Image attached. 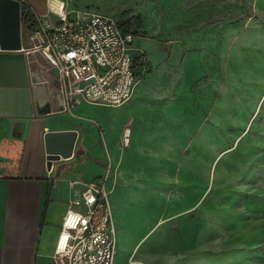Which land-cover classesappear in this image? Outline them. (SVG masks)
<instances>
[{"label": "crops", "instance_id": "0c3cea01", "mask_svg": "<svg viewBox=\"0 0 264 264\" xmlns=\"http://www.w3.org/2000/svg\"><path fill=\"white\" fill-rule=\"evenodd\" d=\"M78 1L86 5L84 9L111 15L126 26L131 25L137 48L133 57L142 53L143 35L130 20L116 15L118 9L103 5L105 0ZM23 5L32 9L38 26L48 10L47 0H0V264H57L56 243L69 200L78 197L83 187L75 182L104 180L110 170H107L109 160L113 172L107 175L105 188L109 191L116 229L114 263L133 264V256L137 255L135 262L150 264L141 254L163 239L166 229L160 221L178 214L185 203L191 202L190 197L207 181L209 171H213L223 154L219 153L221 149L214 152L206 173L204 146L201 151H194L193 162L187 158L195 140L222 129L221 115L215 109L222 98L218 93L219 74L215 72L209 82L197 88L190 83L209 73L221 59L229 72L231 53L226 58L221 48L216 57L207 53L187 55L183 62L186 72L183 90L175 89L161 69L146 77L141 75L131 99L120 106H111L110 113L114 111V116L110 115L104 126L95 125L99 116L89 108L97 103L80 100L71 110L65 109L57 71L34 49L37 43L34 31L23 24ZM229 88L227 82L224 92ZM263 90L264 87L255 106L264 102ZM128 120L133 145L124 148L119 137ZM65 130L78 132L74 154L54 162L50 171L45 133ZM184 139H189L184 146L188 147L185 161ZM171 147L175 149L169 152ZM230 149L233 148L227 150ZM62 162L66 167L56 176V167ZM227 170L230 171L229 167ZM226 179L213 174L212 181L218 184ZM174 185L179 189L172 199L176 193L178 199L174 203L179 208L159 217L155 205L152 206L153 196L157 195L158 187L166 189ZM186 185L194 189L182 191ZM201 218L204 221L201 230L182 224L180 235L174 233L169 249L191 246L204 236L206 227L215 229L226 221L222 214H211L206 209ZM176 225L175 222L172 228ZM199 262L204 260L195 264ZM168 264L180 263L174 260Z\"/></svg>", "mask_w": 264, "mask_h": 264}, {"label": "rangeland", "instance_id": "374dc122", "mask_svg": "<svg viewBox=\"0 0 264 264\" xmlns=\"http://www.w3.org/2000/svg\"><path fill=\"white\" fill-rule=\"evenodd\" d=\"M61 1L65 2L67 10L86 7L78 0ZM103 5L118 9L116 15L130 20V24L143 35V51L140 53L143 76L161 69L175 89L183 90L186 83L183 62L187 55L207 53L216 57L221 48L226 58L231 53L229 72L221 59L209 73L190 83L192 88H197L209 82L215 72L219 74L218 93L222 98L215 109L221 115L222 129L195 140L193 151L187 158L193 162L194 151H201L204 146L206 173L214 152L221 149L219 153L223 154L213 171H209L207 181L190 197L191 202L185 203L178 214L165 216L160 221L166 229L163 239L157 246L143 250L141 258L150 264H168L174 260L180 264H195L201 260L204 263L198 264H264V102L255 106L264 87V0H105ZM235 81L240 83L235 85ZM227 82L231 88L224 92ZM110 107L96 104L89 108L99 116L95 125L104 126L110 115L114 116ZM130 124V120L124 123L119 137L124 148L133 145V138L128 145L124 143V132L131 127ZM188 140H183V148ZM99 145H102L101 139ZM116 145L119 147L118 143ZM229 148L233 149L227 150ZM172 149L175 148L168 151ZM187 151L188 147L184 148L183 161ZM109 163L107 170H110L106 171L104 178L113 172L112 160ZM213 174L227 179L214 183ZM186 186L182 191L194 189L191 185ZM157 189L152 203L157 215L161 217L164 213L176 211L179 207L174 201L178 197L175 193L172 199V195L179 187ZM205 209L211 214H222L225 223L215 229L206 227L204 236L202 234L191 246L169 249L174 233L180 235V228L202 229L204 221L201 217ZM175 222L177 225L172 228ZM136 259L137 255H134L133 264H142L135 262Z\"/></svg>", "mask_w": 264, "mask_h": 264}, {"label": "built area", "instance_id": "2783aa9c", "mask_svg": "<svg viewBox=\"0 0 264 264\" xmlns=\"http://www.w3.org/2000/svg\"><path fill=\"white\" fill-rule=\"evenodd\" d=\"M47 5L33 32L34 49L56 69L65 109L71 110L80 100L111 106L129 101L137 80L133 30L111 15L67 10L61 0H47ZM130 140L128 127L125 145ZM107 178L75 182L83 187L78 197L69 200L56 243L57 264H115L116 229Z\"/></svg>", "mask_w": 264, "mask_h": 264}, {"label": "water", "instance_id": "95a60500", "mask_svg": "<svg viewBox=\"0 0 264 264\" xmlns=\"http://www.w3.org/2000/svg\"><path fill=\"white\" fill-rule=\"evenodd\" d=\"M78 132L76 130L48 131L45 133V151L47 167L51 169L54 162H61L74 154ZM80 150L77 151L79 154ZM66 167L62 162L56 167V176Z\"/></svg>", "mask_w": 264, "mask_h": 264}, {"label": "trees", "instance_id": "16d2710c", "mask_svg": "<svg viewBox=\"0 0 264 264\" xmlns=\"http://www.w3.org/2000/svg\"><path fill=\"white\" fill-rule=\"evenodd\" d=\"M22 21H23L24 26L30 29L31 31H35L39 28L34 12L27 5L22 6ZM122 24L125 26L126 29L132 30L131 25L126 26L125 22ZM133 67H134L136 78L143 75L142 54H137L135 57H133Z\"/></svg>", "mask_w": 264, "mask_h": 264}, {"label": "bare ground", "instance_id": "6f19581e", "mask_svg": "<svg viewBox=\"0 0 264 264\" xmlns=\"http://www.w3.org/2000/svg\"><path fill=\"white\" fill-rule=\"evenodd\" d=\"M248 48H249V47H248ZM246 49H247V48H246ZM261 49H262V48H261ZM248 50H249V49H248ZM250 51H251V50H249L248 52H250ZM242 52L245 53L244 51H242ZM256 52H257V51H256ZM263 52H264V51H263ZM263 52H262V53H263ZM237 53L239 54V52H237ZM263 54H264V53H263ZM243 55H244V54H243ZM246 55H247V54H246ZM255 55H256V54H255ZM234 56H235V55H234ZM237 57H238V56H237ZM247 57H248V56H247ZM254 57H255V56H254ZM256 57H257V56H256ZM244 58H245V56H244ZM236 59H238V58H236ZM245 59L247 60V58H245ZM238 60L240 61V59H238ZM249 60H250V59H249ZM240 62H241V61H240ZM251 62H253V61H251ZM251 62H250V63H251ZM242 63H243V62H242ZM244 63H245V62H244ZM234 64H235V62H234ZM252 64H253V63H252ZM251 66H252V65H251ZM244 67H245V65H244ZM255 67H256V66H255ZM242 69H243V68H242ZM258 69H259V67H258ZM245 70H246V69H245ZM260 70H261V69H260ZM260 70H259V72H260ZM251 72H252V71H251ZM245 73H246V72H245ZM252 73H253V72H252ZM252 73H251V75H252ZM260 73H261V72H260ZM260 75H261V74H260ZM246 76H247V75H246ZM256 77H258V76L256 75ZM259 77H260V76H259ZM249 78H250V77H249ZM247 79H248V78H247ZM262 79H263V76H262ZM231 81H232V80H231ZM250 81H251V80H250ZM239 83H240V81H239ZM239 83H236V81H235V85H237V84H239ZM262 83H263V81H262ZM244 84H245V83H244ZM260 84H261V83H260ZM248 85H249V84H248ZM248 85H247V86H248ZM257 86H258V85H256V87H257ZM239 87H240V86H239ZM240 89H241V88H240ZM240 89H239V90H240ZM246 89H247V88H246ZM248 89H249V88H248ZM250 89H251V88H250ZM239 90H238V92H239ZM251 93H252V92H251ZM227 94H228V93H227ZM251 95H252V94H251ZM226 97H227V95H226ZM236 97H237V96H236ZM236 97H234V98H236ZM241 98H242V97H241ZM236 100L238 101L239 98L237 97ZM239 102H240V101H239ZM237 105H239V104H237ZM243 106H244V105H243ZM247 107H248V106H247ZM244 108H245V107H244ZM237 109H238V108H237ZM239 109H240V108H239ZM242 109H243V108H242ZM237 121H238V119H237ZM239 121H240V119H239ZM234 122H235V121H234ZM157 124H158V123H157ZM155 126H156V125H155ZM157 126H158V125H157ZM161 126H162V125H161ZM165 130H166V128H165ZM147 132H148V131H147ZM149 132H150V131H149ZM158 132H159V131H158ZM161 132H162V131H161ZM164 132H165V131H164ZM167 132H168V129H167ZM167 132H166V133H167ZM170 132H171V131H170ZM162 133H163V132H162ZM137 134H138V133H137ZM186 134H187V133H186ZM134 136H135V135H134ZM136 137H137V136H136ZM149 137L152 138V136H149ZM156 137H157V136H156ZM147 138H148V137H147ZM147 138H146V139H147ZM153 138H154V137H153ZM172 138H173V137H172ZM180 138H181V137H180ZM149 140H150V139H149ZM179 140H180V139H179ZM179 140H178V141H179ZM147 141H148V140H147ZM111 142H112V141H111ZM136 142H137V141H136ZM149 143H150V141H149ZM113 144H114V143H113ZM151 144H152V142H151ZM137 145H138V144H137ZM144 145H146V144H144ZM153 145H154V144H153ZM155 146H156V144H155ZM158 146H160V145H158ZM158 146H157V147H158ZM165 146H167V145H165ZM135 147H136V146H135ZM150 147H151V146H150ZM169 147H170V146H169ZM142 148H143V147H142ZM142 148H141V149H142ZM158 149H159V148H158ZM148 150H149V149H148ZM159 150H161V149H159ZM143 151H144V150H143ZM149 152H150V151H149ZM151 153H152V152H151ZM151 153H150L149 155H151ZM146 154H147V153H146ZM159 154H160V153H159ZM157 157H158V156H157ZM151 158H152V157H151ZM130 170H131V169H130ZM130 170H129V171H130ZM129 171H128V172H129ZM116 255H117V254H116Z\"/></svg>", "mask_w": 264, "mask_h": 264}]
</instances>
